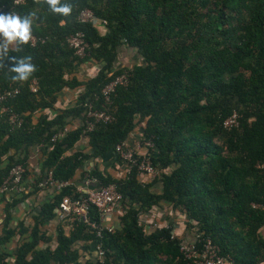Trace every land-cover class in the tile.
<instances>
[{
	"label": "trees",
	"instance_id": "1",
	"mask_svg": "<svg viewBox=\"0 0 264 264\" xmlns=\"http://www.w3.org/2000/svg\"><path fill=\"white\" fill-rule=\"evenodd\" d=\"M62 3L72 5L70 15L53 13L46 0L20 5L0 0V14L34 12L33 33L39 38L0 61V92L19 90L0 103V188L17 166L25 169L26 180L27 162L37 146L50 148L38 186L51 185L52 176L56 184H67L42 209L16 264H83L75 250L80 242L102 244L105 264H193L182 253L183 240L174 228L146 233L141 216L162 202L186 216L195 238L213 240L229 264H264V0ZM84 10L106 25L83 22ZM79 32L89 43L86 56L68 41ZM122 50L134 51L138 61L118 66ZM25 56L32 57L37 71L27 81L13 82L8 69ZM87 62H97L98 73L81 78ZM124 72L126 83L116 85L106 102L102 89ZM64 88L82 89L76 102L58 110L54 119L42 114L34 122V115L56 107ZM90 103L113 120L88 130ZM12 112L21 125L11 123ZM235 112L239 123L227 126ZM142 123L144 140L155 146L151 159L159 172L154 180L146 181L136 169L115 178L96 168L87 177L97 180L96 190L113 184L122 194L121 228L98 237L100 230L90 224L99 226L102 218L92 208L90 224L67 221L73 231L69 237L60 232L56 252L39 251L40 243L51 242L43 228L57 219L64 198L83 196L69 185L78 170L88 160L118 154L117 146ZM83 138L91 152L78 150L66 157ZM21 202L14 198L6 209L0 264H10L3 252L15 236L7 227L9 211ZM86 264H99L98 258Z\"/></svg>",
	"mask_w": 264,
	"mask_h": 264
},
{
	"label": "crops",
	"instance_id": "2",
	"mask_svg": "<svg viewBox=\"0 0 264 264\" xmlns=\"http://www.w3.org/2000/svg\"><path fill=\"white\" fill-rule=\"evenodd\" d=\"M17 46L12 45L15 49ZM138 61L134 51L122 50L118 57L117 65L123 67L125 65H132ZM99 66L97 62H87L83 65L81 72L78 76L81 78L91 77L98 73ZM81 88H64L60 92L59 100L55 108L48 109L44 112L34 115V122H38V119L42 114L49 115L52 119L57 117L58 110L71 107L77 100ZM75 126L79 123V120H74ZM70 124L67 126V130L70 131ZM75 126L73 129H75ZM145 123L138 125L130 138L126 142V145L131 147H137L138 142L144 136ZM141 143V142H140ZM82 150L84 153L91 152L89 146V140L87 138L81 139L74 151L66 154V157L72 156L76 151ZM146 147L140 149L141 153L147 152ZM50 153L49 147H39L31 150V155L28 159L27 166L28 175L26 180L22 184V190L16 194L13 192L8 193L0 200V233L3 228V224L7 220L6 209L8 204L15 198L20 199L22 202L15 208L10 209V221L8 228L14 231L15 236L9 244L4 247L3 252L9 255V263L16 264L17 254L20 248L25 244H28L32 240L33 231L37 226V218L41 216L42 209L54 202L57 195L60 192L58 186L48 185V181L45 184L38 186V181L42 178V170L44 163ZM5 160V158H3ZM4 162V161H3ZM2 167V165H1ZM98 168L100 171H107L115 178H122L125 176V164L122 162L119 154L116 152H110L101 158L88 160L84 163L83 167L78 170L75 178L69 185L75 186L77 192L81 194L87 191L96 190V179H88L90 173ZM143 176V175H142ZM146 181H152L150 177L144 176ZM158 189V188H157ZM23 196H17L22 195ZM141 223L144 225L146 233L156 232L159 229L174 228V234L182 240L192 241L195 239V232L188 231L186 225V216L175 211L171 204L167 202L159 203L149 213H145L141 216ZM72 222H63L60 219V211L57 219L52 222H48L44 228L43 233L51 240L50 243H40L39 251L51 250L56 252L59 248V235L63 231L64 234L69 237L73 231ZM105 228H111L113 230L121 228L120 214L115 213L113 216L106 217L103 221ZM98 244L80 242L75 250H78L81 258L80 262L86 264L87 262H95L98 257ZM2 251L0 250V254ZM229 264V263H227Z\"/></svg>",
	"mask_w": 264,
	"mask_h": 264
},
{
	"label": "built area",
	"instance_id": "3",
	"mask_svg": "<svg viewBox=\"0 0 264 264\" xmlns=\"http://www.w3.org/2000/svg\"><path fill=\"white\" fill-rule=\"evenodd\" d=\"M25 1L26 0H16V4L20 5L25 3ZM80 18L83 22H93L99 26L106 25V22L100 21L91 10H84ZM38 39L39 38L35 35V33H33V38L30 43L35 45ZM68 41L78 55L86 56L89 43L86 41L84 33L79 32L72 34L68 38ZM127 74L128 72H124L123 74L116 76L102 89L106 102H110V93L114 90L116 85L126 83ZM37 89V84L34 82L33 90L37 91ZM18 92L19 90L16 88L0 92V103L7 101L9 98L18 94ZM3 111L7 112L9 110L4 108ZM87 118L90 119V123L87 127L88 130H92L97 122H111L113 120L112 115H110L106 110L95 109L91 103L88 105ZM238 119L239 114L235 112L232 118L227 121V126L239 123ZM10 120L12 124L21 125L22 119L14 112L11 113ZM53 141L56 142L57 138ZM140 142H138L136 148L123 143L117 146L116 151L118 152L122 162L125 164V174L131 172L132 169H136L140 175L148 176L151 180H154L158 176L159 172L153 166L151 159V153L155 151V146L151 141L144 140V138H142ZM142 147H146L148 151L141 153L140 149H142ZM25 173L26 171L22 166H17L12 169L9 178L0 188V200L10 192L16 194L20 193ZM50 183L53 186H58L60 191L67 186V184H56L53 176L50 178ZM122 203L123 196L117 190L115 185L112 184L106 187H100L98 190L87 191L83 194L82 198L77 200L69 197L64 198L60 204V219L63 222L76 220L87 225L90 224V211L92 208H95L100 213L102 221L99 226L96 224L90 225L93 229L100 230L98 237L101 238V232L104 230L110 233L114 232L111 228H105L103 226V221L106 217L110 215L113 216L115 213L121 215ZM219 248L220 247L211 239L203 242L200 239L195 238L192 241L183 240L181 244L182 253L187 259L191 260L193 264H227L228 261L221 255ZM97 250L98 263L105 264V253L103 251L102 244L99 243L97 245Z\"/></svg>",
	"mask_w": 264,
	"mask_h": 264
},
{
	"label": "clouds",
	"instance_id": "4",
	"mask_svg": "<svg viewBox=\"0 0 264 264\" xmlns=\"http://www.w3.org/2000/svg\"><path fill=\"white\" fill-rule=\"evenodd\" d=\"M16 0H14V3ZM51 11L56 14L70 15L73 8L62 0H46ZM35 13L21 16L17 13L0 14V61L9 55L11 51H18L20 46L28 45L33 38V19ZM12 45H16L15 49ZM0 67H4L0 63ZM14 75L13 82L27 81L36 71L37 67L32 63V57L25 56L15 61L14 66L8 69Z\"/></svg>",
	"mask_w": 264,
	"mask_h": 264
}]
</instances>
